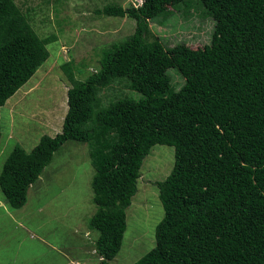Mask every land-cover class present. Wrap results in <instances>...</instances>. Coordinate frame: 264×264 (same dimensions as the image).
<instances>
[{"label": "trees", "instance_id": "trees-1", "mask_svg": "<svg viewBox=\"0 0 264 264\" xmlns=\"http://www.w3.org/2000/svg\"><path fill=\"white\" fill-rule=\"evenodd\" d=\"M168 5L211 18L210 45L166 48L150 39L149 23L163 19ZM96 12L134 19V31L110 43L84 80L64 63L72 86L61 130L7 155L0 171L7 204H25L67 140L86 143L96 206L88 225L98 232L99 264H110L143 159L152 146L169 145L173 167L156 183L163 217L155 244L132 264H264V0H143ZM52 38L40 37L14 0H0V107L47 59ZM171 68L184 79L179 88ZM122 81L141 98L100 107L101 91Z\"/></svg>", "mask_w": 264, "mask_h": 264}, {"label": "rangeland", "instance_id": "rangeland-1", "mask_svg": "<svg viewBox=\"0 0 264 264\" xmlns=\"http://www.w3.org/2000/svg\"><path fill=\"white\" fill-rule=\"evenodd\" d=\"M40 37L54 36L46 44L47 59L32 77L0 107V171L15 145L29 151L43 134L60 132L67 110L71 81L63 70L67 63L76 80L98 68V60L112 42L134 31V19L98 14L107 4L128 6L130 0H14ZM150 39L166 48L185 43L192 49L210 45L213 20L196 8L183 14L165 7L164 18L150 23ZM179 88L183 77L168 70ZM99 106L141 94L117 82L98 95ZM174 148L156 144L143 159L137 191L126 209L122 245L110 264H132L154 247L155 226L163 217L156 183L169 174ZM94 168L86 143L67 140L53 155L38 180L28 189L25 204L11 208L0 190V264H99L94 252L98 232L88 225L96 210L91 179Z\"/></svg>", "mask_w": 264, "mask_h": 264}, {"label": "built area", "instance_id": "built-area-1", "mask_svg": "<svg viewBox=\"0 0 264 264\" xmlns=\"http://www.w3.org/2000/svg\"><path fill=\"white\" fill-rule=\"evenodd\" d=\"M142 1L143 0H130L134 7H138L142 3Z\"/></svg>", "mask_w": 264, "mask_h": 264}, {"label": "crops", "instance_id": "crops-1", "mask_svg": "<svg viewBox=\"0 0 264 264\" xmlns=\"http://www.w3.org/2000/svg\"><path fill=\"white\" fill-rule=\"evenodd\" d=\"M25 84V83H24ZM5 201L0 200V208L4 209L5 208Z\"/></svg>", "mask_w": 264, "mask_h": 264}]
</instances>
